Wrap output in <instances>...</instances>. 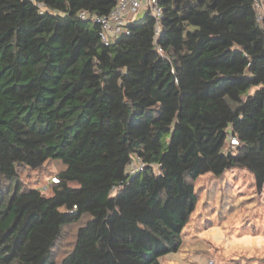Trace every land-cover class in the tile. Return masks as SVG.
<instances>
[{
    "label": "trees",
    "instance_id": "trees-1",
    "mask_svg": "<svg viewBox=\"0 0 264 264\" xmlns=\"http://www.w3.org/2000/svg\"><path fill=\"white\" fill-rule=\"evenodd\" d=\"M157 1L105 44L79 14L117 0H0V264H162L211 222L191 224L200 176L241 169L264 192L255 0ZM48 161L56 181L23 186Z\"/></svg>",
    "mask_w": 264,
    "mask_h": 264
},
{
    "label": "rangeland",
    "instance_id": "rangeland-1",
    "mask_svg": "<svg viewBox=\"0 0 264 264\" xmlns=\"http://www.w3.org/2000/svg\"><path fill=\"white\" fill-rule=\"evenodd\" d=\"M145 12L139 11L138 18ZM60 168L61 165L55 161L45 162L34 171L22 168L19 181L23 186L43 190L41 186H47ZM194 185L199 200L197 210L191 216V224L199 223L204 216L211 221L205 225L210 226L205 228L202 223L197 227L199 230L191 234L194 237L189 236L188 228L186 236L189 238H183L178 252L164 256L162 264H264V192L256 191L252 176L245 170L234 169L220 178L205 174ZM212 191L216 198L207 199ZM227 199L234 205L228 214V204L223 206ZM76 228L77 224L64 228L55 249L56 260L70 248ZM186 242L191 244L184 245Z\"/></svg>",
    "mask_w": 264,
    "mask_h": 264
},
{
    "label": "built area",
    "instance_id": "built-area-1",
    "mask_svg": "<svg viewBox=\"0 0 264 264\" xmlns=\"http://www.w3.org/2000/svg\"><path fill=\"white\" fill-rule=\"evenodd\" d=\"M144 6V10L150 11L152 16L159 21L161 18V8L157 0H117L115 6L105 15H91L85 11H80V17L83 19H90L100 27V38L107 44L125 32V22L127 16L135 14ZM258 6L255 3V7ZM257 14V13H256ZM260 14H257L258 21L261 20ZM232 144L236 143L234 138H230ZM143 167V163L140 159L134 158L133 161L128 165L127 170L129 173H133ZM52 181H56L52 178ZM43 190L46 189L45 185H42Z\"/></svg>",
    "mask_w": 264,
    "mask_h": 264
},
{
    "label": "crops",
    "instance_id": "crops-1",
    "mask_svg": "<svg viewBox=\"0 0 264 264\" xmlns=\"http://www.w3.org/2000/svg\"><path fill=\"white\" fill-rule=\"evenodd\" d=\"M255 3L258 4V6L255 7L256 9V13L260 14L259 16L261 17V20H259L260 24H264V0H255ZM139 16V13L134 15V14H130L127 18L128 20L132 21L137 19ZM211 260V259H210Z\"/></svg>",
    "mask_w": 264,
    "mask_h": 264
}]
</instances>
